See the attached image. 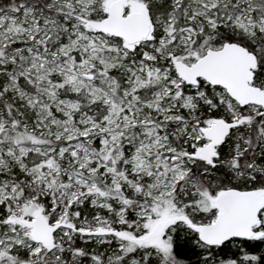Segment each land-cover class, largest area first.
Instances as JSON below:
<instances>
[{"label":"snow or ice","instance_id":"6c2138e0","mask_svg":"<svg viewBox=\"0 0 264 264\" xmlns=\"http://www.w3.org/2000/svg\"><path fill=\"white\" fill-rule=\"evenodd\" d=\"M0 264H264V0H0Z\"/></svg>","mask_w":264,"mask_h":264}]
</instances>
